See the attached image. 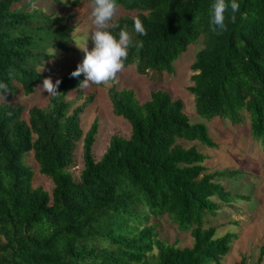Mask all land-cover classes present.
Here are the masks:
<instances>
[{"label": "trees", "instance_id": "16d2710c", "mask_svg": "<svg viewBox=\"0 0 264 264\" xmlns=\"http://www.w3.org/2000/svg\"><path fill=\"white\" fill-rule=\"evenodd\" d=\"M48 1L66 7L79 2L0 0L4 94H32L47 77L40 67L54 56L50 49L69 52L92 41ZM117 3L124 13L111 23L127 25L133 41L126 66L134 64L142 75L171 73L174 62L202 38L189 87L196 112L234 122L246 113L252 133L264 138V0H239L235 22L226 13L225 29L215 32L209 27L211 0ZM133 17L142 21L143 36L133 31ZM111 23L109 30L118 31ZM83 78L64 76L58 94L48 95L46 106H32L27 119L24 105L0 102V264H221L236 234L219 236V226L211 223L210 216L221 212L216 197L233 202L216 178H237L240 170L206 173L207 155L197 144L179 141L217 147L206 124L192 122L184 102L166 90H153L141 101L134 89L113 85V112L130 123L131 133L112 135L97 160L99 120L86 131L82 124L94 97L78 104L66 98L82 89ZM80 142L83 169L77 179L70 167ZM31 152L54 184L51 193L34 185V170L25 160ZM162 218L189 232L193 243L182 247L162 240Z\"/></svg>", "mask_w": 264, "mask_h": 264}, {"label": "rangeland", "instance_id": "374dc122", "mask_svg": "<svg viewBox=\"0 0 264 264\" xmlns=\"http://www.w3.org/2000/svg\"><path fill=\"white\" fill-rule=\"evenodd\" d=\"M48 3L51 4L48 6L49 8L62 12L66 23L76 28L77 31L84 32L90 38L95 27L90 17L93 7L92 0H79L78 3H70L67 7L56 4L54 1H48ZM123 13L124 11L118 7L113 18H117ZM85 44L89 50L93 47L92 41L87 43L82 41L79 46L84 47ZM202 46V38H200L174 62V70L171 73L142 75L138 73L134 64L126 66L123 63L122 69L114 79L101 84L90 82L86 88H82L80 91H70L66 98L78 104L93 95V100L87 104L83 112L82 124L86 131L96 118L99 120V134L94 145V155L97 160L106 151L112 135L128 137L131 133L130 123L113 112L109 97V89L113 85L119 89L125 87L134 89L141 101L149 99L151 92L157 89L168 91L174 99H181L191 121L206 124L210 135L218 146L212 148L198 142L179 141L185 146L195 143L201 152L207 155L204 162L208 168L206 173L225 169L240 170L237 178H216L220 180L219 182L227 191L233 194V202L226 203L216 197L220 202L221 212L217 217L210 216L211 223L219 226L218 233L221 234L219 236L227 232L236 234L231 249L223 257L221 264H240L245 258L246 264H264V254H261V248L264 247V138H256L252 133L250 120L248 121L246 113L241 114L242 118L239 122H234L229 118L208 119L196 112L194 96L190 93L189 87L193 84L191 76L194 74L191 65ZM50 53L54 56L46 60L40 70L53 82L71 75L84 58V53L78 46L69 52L60 48H52ZM42 82L43 80L37 84L35 91L28 95L21 90L11 95L0 92V102L10 101L24 105V117L27 119L28 110L32 106L47 105L48 93L39 88ZM78 95H82V97L78 98ZM25 160L34 170V185L51 193L54 184L49 177L40 172L33 153H27ZM82 169L83 149L82 142H80L75 151V162L71 165L70 170L78 179ZM158 230L160 238L169 243L177 242L182 247L190 246L193 243L189 232L180 231L167 218L160 220Z\"/></svg>", "mask_w": 264, "mask_h": 264}, {"label": "clouds", "instance_id": "9594fccd", "mask_svg": "<svg viewBox=\"0 0 264 264\" xmlns=\"http://www.w3.org/2000/svg\"><path fill=\"white\" fill-rule=\"evenodd\" d=\"M93 7L90 12L91 22L95 26L90 34L93 42L91 50L85 46H77L84 53V58L76 69L71 73L73 77H78L83 73L84 78L79 82V87L86 88L89 83L101 84L116 77V74L123 67V60L128 55V49L133 43L131 40L127 25L119 26L113 21L114 14L118 8L117 0H92ZM240 11L239 0H211L209 5V27L215 32L224 30L226 13L227 18L232 22L236 20V13ZM113 29L119 30L113 32L109 30V24ZM133 31L143 36L145 28L138 17L132 18ZM89 38V37H88ZM142 42L136 41L137 47ZM11 78V73L9 74ZM60 81L53 80L50 77L43 79L42 88L48 95L55 97ZM8 90L5 84L0 83V92Z\"/></svg>", "mask_w": 264, "mask_h": 264}]
</instances>
